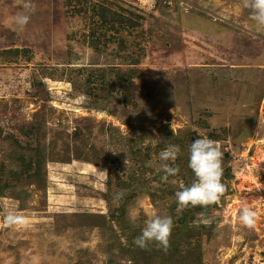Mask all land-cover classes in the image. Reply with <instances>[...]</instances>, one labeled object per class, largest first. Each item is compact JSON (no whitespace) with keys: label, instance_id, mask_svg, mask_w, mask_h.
Returning <instances> with one entry per match:
<instances>
[{"label":"rangeland","instance_id":"obj_1","mask_svg":"<svg viewBox=\"0 0 264 264\" xmlns=\"http://www.w3.org/2000/svg\"><path fill=\"white\" fill-rule=\"evenodd\" d=\"M250 16L242 0H0V264H264V26ZM203 137L226 192L180 209ZM168 145L180 172L163 181ZM153 215L173 219L167 250L134 244Z\"/></svg>","mask_w":264,"mask_h":264},{"label":"clouds","instance_id":"obj_2","mask_svg":"<svg viewBox=\"0 0 264 264\" xmlns=\"http://www.w3.org/2000/svg\"><path fill=\"white\" fill-rule=\"evenodd\" d=\"M243 7L251 10L250 19L258 25L264 26V0H242ZM26 9L34 11L31 4L25 5ZM30 22L29 11L17 14L16 25L23 29ZM261 125V121L259 120ZM173 134L175 133V121L171 125ZM181 153L179 145H168L159 153V159L163 163L160 165L165 175L163 181L175 177L179 174L180 168L174 166ZM222 152L217 142L203 137L195 140L189 148L188 167L194 173V181L185 186L180 185V190L175 193V197L180 209L203 207L216 204L226 192V185L222 182ZM127 163V161H126ZM151 166V161H149ZM107 174L106 171L101 172ZM257 213L245 207L240 214V222L251 228L255 224ZM5 223L7 226L27 227L25 219L19 215L9 213ZM174 229V222L171 216L153 215L146 219L141 234L134 240V244L141 249H148L151 244H156L167 250L170 246V239Z\"/></svg>","mask_w":264,"mask_h":264},{"label":"trees","instance_id":"obj_3","mask_svg":"<svg viewBox=\"0 0 264 264\" xmlns=\"http://www.w3.org/2000/svg\"><path fill=\"white\" fill-rule=\"evenodd\" d=\"M103 16L106 18L113 19V20L120 18V14L117 11L114 12L110 8L105 9V11L103 12ZM92 46L95 47L94 45ZM121 80H123L122 82H124L125 79H121ZM131 90L132 88L130 87V84H129V87L123 89L124 93L127 96L126 99H124L125 104H129L131 102V99H132L131 92H130ZM169 178H171V176Z\"/></svg>","mask_w":264,"mask_h":264}]
</instances>
